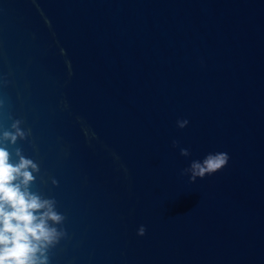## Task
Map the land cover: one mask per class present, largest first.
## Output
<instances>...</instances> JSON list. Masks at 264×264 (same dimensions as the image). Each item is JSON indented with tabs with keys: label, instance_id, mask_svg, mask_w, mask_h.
Instances as JSON below:
<instances>
[{
	"label": "water",
	"instance_id": "95a60500",
	"mask_svg": "<svg viewBox=\"0 0 264 264\" xmlns=\"http://www.w3.org/2000/svg\"><path fill=\"white\" fill-rule=\"evenodd\" d=\"M14 120L65 216L49 264H264V0H0Z\"/></svg>",
	"mask_w": 264,
	"mask_h": 264
},
{
	"label": "clouds",
	"instance_id": "9594fccd",
	"mask_svg": "<svg viewBox=\"0 0 264 264\" xmlns=\"http://www.w3.org/2000/svg\"><path fill=\"white\" fill-rule=\"evenodd\" d=\"M20 123L14 120L12 130L0 133V264H49L48 251L62 235L56 225L65 216L56 210L53 198L32 190L39 165L25 157L19 147L15 148L13 160V153L4 146V142L15 145L18 139L24 138ZM187 124V119L176 121L179 128ZM177 143L173 140V147ZM180 155L189 156V150L180 148ZM228 160L225 152L208 153L202 160H192L181 174H187L189 181L195 182L222 169ZM144 233L141 225L137 234Z\"/></svg>",
	"mask_w": 264,
	"mask_h": 264
}]
</instances>
